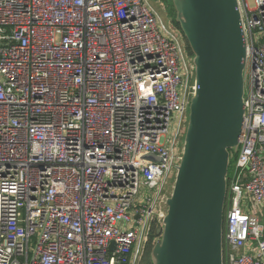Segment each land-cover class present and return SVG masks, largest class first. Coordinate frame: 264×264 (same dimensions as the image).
<instances>
[{
	"label": "built area",
	"instance_id": "2783aa9c",
	"mask_svg": "<svg viewBox=\"0 0 264 264\" xmlns=\"http://www.w3.org/2000/svg\"><path fill=\"white\" fill-rule=\"evenodd\" d=\"M238 4L245 115L224 264H264V0ZM187 62L153 0H0V264L142 263L183 154Z\"/></svg>",
	"mask_w": 264,
	"mask_h": 264
},
{
	"label": "water",
	"instance_id": "95a60500",
	"mask_svg": "<svg viewBox=\"0 0 264 264\" xmlns=\"http://www.w3.org/2000/svg\"><path fill=\"white\" fill-rule=\"evenodd\" d=\"M173 3L194 53L197 87L167 215L151 256L153 264H224L231 150L239 148L245 115L242 15L238 0Z\"/></svg>",
	"mask_w": 264,
	"mask_h": 264
},
{
	"label": "rangeland",
	"instance_id": "374dc122",
	"mask_svg": "<svg viewBox=\"0 0 264 264\" xmlns=\"http://www.w3.org/2000/svg\"><path fill=\"white\" fill-rule=\"evenodd\" d=\"M153 2L155 4L158 12L163 16V18L170 20L174 29H176L177 31L180 32L183 44L185 46V52H186L187 61H188L187 63H189L190 65H193V67H194V53L192 52V50L190 51V49L188 48L187 39H186L184 33L175 23L176 17H177V12H176L175 7L172 4V0H153ZM250 2H251V4L253 3V1H250ZM246 89H247V91H249V89H250V70L248 71V74L246 77ZM187 125L188 124H185V126L183 127L184 136L186 133ZM235 162H236V153H235V150H231L229 174H233L234 168H235ZM157 239H158V237H155V241Z\"/></svg>",
	"mask_w": 264,
	"mask_h": 264
},
{
	"label": "trees",
	"instance_id": "16d2710c",
	"mask_svg": "<svg viewBox=\"0 0 264 264\" xmlns=\"http://www.w3.org/2000/svg\"><path fill=\"white\" fill-rule=\"evenodd\" d=\"M172 4H173V6H174L173 0H172ZM175 23H176V25L181 29L180 24H179L178 22H175ZM187 43H188V41H187ZM188 48H189L190 51H191V48H190L189 43H188ZM154 233L156 234V231H155ZM153 244H154V243L151 242V243L149 244V246L147 247V250H146V252H145V254H144V257H143V260H142V263H141V264H153V260H152V256H151V252H152Z\"/></svg>",
	"mask_w": 264,
	"mask_h": 264
},
{
	"label": "crops",
	"instance_id": "0c3cea01",
	"mask_svg": "<svg viewBox=\"0 0 264 264\" xmlns=\"http://www.w3.org/2000/svg\"><path fill=\"white\" fill-rule=\"evenodd\" d=\"M166 19V18H165ZM166 20H168V19H166ZM170 23H171V21L170 20H168Z\"/></svg>",
	"mask_w": 264,
	"mask_h": 264
}]
</instances>
